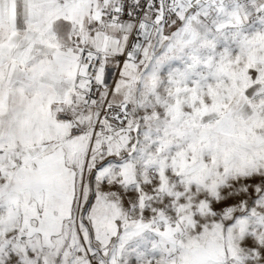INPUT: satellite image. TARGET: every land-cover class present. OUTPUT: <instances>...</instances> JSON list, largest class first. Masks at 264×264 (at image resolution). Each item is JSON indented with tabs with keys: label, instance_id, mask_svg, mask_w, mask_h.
I'll use <instances>...</instances> for the list:
<instances>
[{
	"label": "snow or ice",
	"instance_id": "1",
	"mask_svg": "<svg viewBox=\"0 0 264 264\" xmlns=\"http://www.w3.org/2000/svg\"><path fill=\"white\" fill-rule=\"evenodd\" d=\"M0 264H264V0H0Z\"/></svg>",
	"mask_w": 264,
	"mask_h": 264
}]
</instances>
